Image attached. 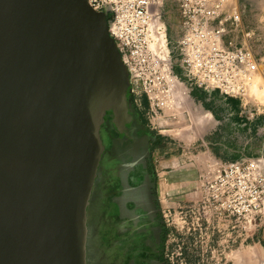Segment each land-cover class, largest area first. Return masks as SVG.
Returning a JSON list of instances; mask_svg holds the SVG:
<instances>
[{
    "label": "water",
    "instance_id": "water-1",
    "mask_svg": "<svg viewBox=\"0 0 264 264\" xmlns=\"http://www.w3.org/2000/svg\"><path fill=\"white\" fill-rule=\"evenodd\" d=\"M129 135V72L87 0H0V264H88L100 128Z\"/></svg>",
    "mask_w": 264,
    "mask_h": 264
},
{
    "label": "built area",
    "instance_id": "built-area-1",
    "mask_svg": "<svg viewBox=\"0 0 264 264\" xmlns=\"http://www.w3.org/2000/svg\"><path fill=\"white\" fill-rule=\"evenodd\" d=\"M87 1L107 14L131 89L146 97L149 118L161 117L184 92L182 85L231 101L242 99L263 75L255 33L238 0H174L172 34L166 21H154L155 0ZM263 208V160L228 161L214 177H203L201 197L189 203L190 229L208 238L228 231L247 239L261 227Z\"/></svg>",
    "mask_w": 264,
    "mask_h": 264
},
{
    "label": "rangeland",
    "instance_id": "rangeland-1",
    "mask_svg": "<svg viewBox=\"0 0 264 264\" xmlns=\"http://www.w3.org/2000/svg\"><path fill=\"white\" fill-rule=\"evenodd\" d=\"M173 2L155 0L153 4L154 21H166L170 34L177 24ZM238 3L245 24L255 33L254 48L261 57L263 69V75L257 76L255 85L242 99L227 101L218 93L199 92V89V96L194 99L190 90L182 85V94L188 105H175L174 109H170V105L161 117L152 119L146 113L145 96H136L130 85L132 106L137 113L141 114V110L145 114L147 128L153 134L158 133L162 140L154 150L158 181L162 187L170 184L167 174L176 170V163L193 161L196 164L198 161L202 168L201 158H190L198 151L205 153L207 159V167L203 171L200 169V187L203 177H214L225 162L261 158L264 163V0H238ZM202 105L212 111L202 118L204 126L197 124V113ZM108 120L111 123V112L102 126ZM173 197L167 195L162 200V213L167 215H163L168 230L166 252L171 264H256L259 257L253 248L254 241H257L253 239L254 235L241 239L235 237V233L225 231L208 238L190 229L189 203L201 197V189L200 196L192 199L182 198L180 194ZM263 229L264 208L262 225L257 232Z\"/></svg>",
    "mask_w": 264,
    "mask_h": 264
},
{
    "label": "flooded vegetation",
    "instance_id": "flooded-vegetation-1",
    "mask_svg": "<svg viewBox=\"0 0 264 264\" xmlns=\"http://www.w3.org/2000/svg\"><path fill=\"white\" fill-rule=\"evenodd\" d=\"M131 112L129 135L120 136L109 120L101 128L104 152L91 195L93 264H171L154 161L162 140L141 110Z\"/></svg>",
    "mask_w": 264,
    "mask_h": 264
},
{
    "label": "crops",
    "instance_id": "crops-1",
    "mask_svg": "<svg viewBox=\"0 0 264 264\" xmlns=\"http://www.w3.org/2000/svg\"><path fill=\"white\" fill-rule=\"evenodd\" d=\"M198 89L190 90V95L195 99V97L198 98L199 94L197 93ZM199 92H205L202 89L198 90ZM207 93V92H206ZM196 94V95H195ZM174 103V104H173ZM171 104L170 109H174L175 105L180 106H187L188 103L186 102L185 97H183V94H180L175 102ZM132 106V104H131ZM178 107V108H179ZM188 108V107H187ZM169 109V110H170ZM208 113H212L210 109H207L205 106L202 105V109L198 110L197 113V124L200 126H204L202 123V118L206 116ZM200 135V134H199ZM199 139V137H197ZM194 153V152H193ZM201 158L202 159V168L199 166V162L197 161L196 164L192 161L190 163H181L175 164L174 168L176 170L170 171L168 175L170 184H165L163 187L161 186L160 181L157 183V192L159 197L163 200L167 195H173L175 198L180 196L182 198L186 199H192L195 197L200 196V183H199V173L200 169L203 171L207 167V159L206 154L199 151L193 155H190V158ZM165 179L167 180V177L165 176ZM173 197V198H174ZM96 230L94 225V215L92 210V204L90 199V204L88 207V237H87V258H88V264L94 263V236H95ZM254 245L253 248L255 251L258 252V259L256 260V264H264V229L259 230L256 232V234L253 237ZM100 241V240H99Z\"/></svg>",
    "mask_w": 264,
    "mask_h": 264
},
{
    "label": "bare ground",
    "instance_id": "bare-ground-1",
    "mask_svg": "<svg viewBox=\"0 0 264 264\" xmlns=\"http://www.w3.org/2000/svg\"><path fill=\"white\" fill-rule=\"evenodd\" d=\"M260 78H262V77H259V79ZM258 79V78H257ZM263 79V78H262ZM258 84V83H257ZM253 88V87H252ZM256 88V87H255ZM255 88L253 89V90H255ZM257 90V89H256ZM252 91V90H251ZM206 120V119H205ZM205 124L207 123V121L206 122H204ZM102 127V126H101ZM100 133H101V128H100ZM98 170V169H97Z\"/></svg>",
    "mask_w": 264,
    "mask_h": 264
},
{
    "label": "trees",
    "instance_id": "trees-1",
    "mask_svg": "<svg viewBox=\"0 0 264 264\" xmlns=\"http://www.w3.org/2000/svg\"><path fill=\"white\" fill-rule=\"evenodd\" d=\"M231 101L234 102V101H236V100L233 99V100H231ZM144 102H145V104L147 103L146 97H145V101H144Z\"/></svg>",
    "mask_w": 264,
    "mask_h": 264
}]
</instances>
